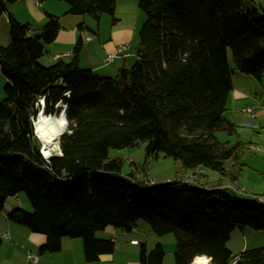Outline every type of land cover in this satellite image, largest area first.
I'll return each mask as SVG.
<instances>
[{
	"label": "trees",
	"instance_id": "obj_1",
	"mask_svg": "<svg viewBox=\"0 0 264 264\" xmlns=\"http://www.w3.org/2000/svg\"><path fill=\"white\" fill-rule=\"evenodd\" d=\"M16 1L0 0V11ZM59 1L69 5V14L97 20L105 13L114 17L117 6V0ZM138 5L146 21L135 60L116 76L81 68V42L69 60L41 64L44 43L53 42L61 28L59 18L49 14L43 33L32 36L28 24L8 14L11 43L0 46L7 79L0 102V211L9 197L25 193L33 211L14 210L9 220L46 235L42 252L60 251L64 237L81 238L89 262L115 251V242L98 238V232L110 226L130 232L145 221L159 236L175 235V264L202 255L211 264H264V246L238 254L227 246L237 228L264 230L258 197L243 200L227 187L177 180L198 169L225 177L226 162L238 157L240 143L230 147L216 132L237 133L226 115L235 71L264 78V0ZM41 98L47 113L59 102L69 107L62 154L49 162L33 127ZM141 143L148 156L180 161L181 173L155 184H144L136 170L123 175V159L111 158L110 151ZM164 258L162 243L151 251L142 244L138 264H164Z\"/></svg>",
	"mask_w": 264,
	"mask_h": 264
},
{
	"label": "crops",
	"instance_id": "obj_2",
	"mask_svg": "<svg viewBox=\"0 0 264 264\" xmlns=\"http://www.w3.org/2000/svg\"><path fill=\"white\" fill-rule=\"evenodd\" d=\"M38 1L40 5L36 4V0H18L14 3H7V11H0V24L3 27V35L5 34V38L0 34V46H5L11 41L9 35V13L21 23L28 24L31 27L32 36H40L43 33L44 27L48 21V15L50 14L58 17L61 25L56 39L51 43H44L43 56H47L50 63H55L59 58H67V60H69L73 55L75 46L78 42H81L82 48L79 59V66L81 68L91 69L100 75L110 76L117 73L124 64H127V58L131 55V43L126 35V31L131 30L133 34L132 39H134L137 29L136 23L140 18L141 11L139 5L137 7L138 0H117L114 16L115 20L113 17L112 32L109 33L108 36L104 35L101 26L98 27V31L88 27L86 25V18L80 20L79 18L72 17V14H69V10H67L68 8L60 5V3H56L53 0ZM63 15L64 17H62ZM134 19L135 24L133 23ZM88 24L93 27L92 24ZM81 25L83 27H81ZM86 31L94 35L86 33ZM123 42L129 44L127 57L116 55L111 63L106 64L105 57L109 54H116L118 45ZM66 53H70V55L65 56ZM6 84L7 79L4 77L3 81L0 77V99L4 98ZM234 90L235 93L232 97V92ZM233 91L230 94L229 103H232L233 107H237L238 111V103L245 100L242 97H246L247 94L243 90L235 89L234 82ZM251 100L252 99L249 101ZM247 102L248 101L245 103L246 105H248ZM255 115L259 120L264 117V105L257 107ZM236 116L237 118L234 117L233 120L230 118L228 119L238 125L240 115L237 114ZM243 117L244 123L254 124L248 123L250 120L246 115ZM249 118L251 117L249 116ZM230 164V160L226 162L228 174L225 177H222L219 173L217 177L212 176L207 169H198L197 174L195 172L189 173L194 177L196 182L206 188L219 186L224 188L230 184L235 185L238 182L237 176L235 180L231 179V174L234 175L235 173L229 168ZM178 173H181V170ZM27 204L28 203L22 198L17 197V199H13L11 196L7 199L5 208L0 211V232L7 233L10 237L9 239H3L0 236L2 240L0 247V264H138L142 245L139 236L134 235V233L140 230L138 226L132 230V234H128V232L110 226L104 230L102 236L97 235L102 239L113 240L116 247L114 253L102 254L96 261L89 262L86 260L84 244L81 238L64 237L62 239L60 251L56 253L42 252L41 247L47 242L46 235L35 233L29 228L17 224L8 218L9 213L14 210L25 208ZM132 240H138L139 243L132 244ZM29 253L38 255L39 261L37 263H30L28 260ZM119 256L126 258L127 262L123 263ZM209 264H211L210 258Z\"/></svg>",
	"mask_w": 264,
	"mask_h": 264
},
{
	"label": "rangeland",
	"instance_id": "obj_3",
	"mask_svg": "<svg viewBox=\"0 0 264 264\" xmlns=\"http://www.w3.org/2000/svg\"><path fill=\"white\" fill-rule=\"evenodd\" d=\"M53 1H55L56 3H60V5L67 7L68 8L67 10H69V5L65 1H59V0H53ZM260 1L262 2V0ZM137 7H138V1H137ZM62 17H64V15ZM72 17L79 18L80 20L86 18L87 21L86 25L95 31H98L97 30L98 27L101 26V30L103 31L105 36H108L109 33L112 32L113 16L107 13L103 14L100 20H97L96 18H94L89 14L72 15ZM145 21H146V14L141 10L140 18L137 20L136 23L137 29L134 35V39H132L133 34L131 30L126 31V35L131 43V49H130L131 55L130 57L127 58L128 66H131L135 60L136 51L140 41V30L142 29ZM88 23L92 24L93 27L89 26ZM133 23L135 24V19ZM9 33H10V27H9ZM86 33H91V32L86 31ZM0 34L1 36H3V38H5V34L3 35V27L1 24H0ZM91 34L94 35L93 33ZM10 40H11V36H10ZM10 43L11 41L5 46H9ZM229 57L232 62V67H234V63L232 60V53L230 50H229ZM39 62L45 66H49L53 64L50 63V61H48L47 56H43V55L39 58ZM117 73H114L113 75L110 76H116ZM0 77L4 81V76L2 75L1 69H0ZM233 82L235 83V89L243 90L247 94L246 97H242L245 100H243L241 103H238L237 106L239 108L248 105L257 104L258 102H259L258 107L260 105H264V78L262 81H259L257 78L251 75H246L239 71H235L233 75ZM234 93L235 90L232 92V97ZM250 99L252 100L249 101ZM259 100L261 101V104ZM2 101L3 99H0V102ZM246 101H248L247 102L248 105L245 104ZM58 111H59V107L56 105L55 111L53 113H57ZM240 113H241L240 111H237V107L235 106L233 107L232 103H229L228 111L226 112L227 117L233 120L234 117L237 118L236 116L237 114L240 115L239 116L240 121H238L239 124L237 125V131H236L237 133L233 135H229L223 131H217L216 136L221 142L227 144L230 147H234L237 143H240L236 151L238 157L230 160L231 164L229 167L231 168V171L237 175L238 182L235 184L236 188H229L228 190L229 194L232 196H236L239 199L253 200L255 199V197L263 194L264 192V117H262L261 120H259L257 119V117L253 119V118H249L248 114H242V113L240 114ZM245 115L250 120L248 121V123H254V124L244 123L243 116ZM256 147H258V149ZM41 148H43L42 142L40 145V152H41ZM54 155L57 154L53 153L52 156ZM110 157L111 158L119 157L123 159V167H122L123 175L127 176L133 170H136L139 179L155 178L156 182L157 180L159 182L174 180L177 177L178 172H180L181 170L180 161L175 160L172 157H165L163 154H160L159 158H154L153 156L146 155L144 143H141L139 146L132 148L112 149L110 151ZM207 171H209L210 175L212 176H216V177L219 176L218 172L216 171L209 169H207ZM187 174L190 175V173ZM17 197L22 198L24 201L28 203L25 208H22L23 211H27V212L33 211V206L31 205L25 193H20L18 196H12L13 199H17ZM137 226L139 227L140 230H138L139 232L134 233V235L139 236L141 240V244H146L147 249L151 251L155 248L157 243H162L165 248L164 264H175V248H176L175 235L170 233L163 236H159L155 232H153L149 224L146 223L145 221H139ZM103 232L104 231H100L98 232L97 235L102 236ZM131 232L132 231L128 232V234H132ZM227 246L234 254H238L245 250L262 247L264 246V230H254L249 227L245 229L237 228L233 230V232L231 233V237L227 243ZM120 258L122 259L123 263L127 262L126 258L123 257ZM139 260H140V256H139Z\"/></svg>",
	"mask_w": 264,
	"mask_h": 264
},
{
	"label": "bare ground",
	"instance_id": "obj_4",
	"mask_svg": "<svg viewBox=\"0 0 264 264\" xmlns=\"http://www.w3.org/2000/svg\"><path fill=\"white\" fill-rule=\"evenodd\" d=\"M59 111L57 113H47L43 102H40V110L37 119H35V132L38 134L43 145V153L46 157H51L53 153L61 154L59 144L60 135L67 128V112L69 107L63 102L57 104ZM209 258L205 255L197 256L191 264H208Z\"/></svg>",
	"mask_w": 264,
	"mask_h": 264
},
{
	"label": "built area",
	"instance_id": "obj_5",
	"mask_svg": "<svg viewBox=\"0 0 264 264\" xmlns=\"http://www.w3.org/2000/svg\"><path fill=\"white\" fill-rule=\"evenodd\" d=\"M36 4L40 5V2L38 0H36ZM128 50H129V44L127 42H123L120 45H118L117 47V52L116 54H109L105 57V63L109 64L113 61V59L116 57V55L121 56V57H127L128 55ZM70 53H66L65 56H69ZM66 96L69 97L68 93H66ZM40 102H43V98L39 99V104ZM259 103L257 104H253V105H248L242 108H238V111H240L243 114H248L251 118L255 119L256 115H255V110L257 109ZM39 107V105H38ZM35 136L40 140L39 136L37 134H35ZM258 149V147H256ZM43 148H41V154L43 155L44 159L49 162L51 157H46L45 154L43 153ZM189 174H184L181 177H179L177 180H182L185 182H189V181H193L194 177L192 175ZM139 179V176H137ZM149 177V176H148ZM140 181H142L144 184H155L156 181L154 178H144V179H139ZM227 188H236V186L234 184H230L227 186ZM258 200L264 204V196L262 195H258ZM0 236L3 239H9V235L7 233H1L0 232ZM132 244H138L139 241L138 240H132L131 241ZM28 260L30 261V263H37L39 261V257L38 255H35L33 253H29L28 254ZM237 258H235L233 260V263H236Z\"/></svg>",
	"mask_w": 264,
	"mask_h": 264
},
{
	"label": "water",
	"instance_id": "obj_6",
	"mask_svg": "<svg viewBox=\"0 0 264 264\" xmlns=\"http://www.w3.org/2000/svg\"><path fill=\"white\" fill-rule=\"evenodd\" d=\"M61 103V102H60ZM39 110H40V107H38V110H37V113H36V115H35V118L34 119H37V117H38V114H39ZM67 117V116H66ZM33 119V127H34V133L35 134H37L36 132H35V120ZM67 119V118H66ZM68 121V120H67ZM64 133V132H63ZM62 133V134H63ZM62 134L60 135V138H59V144H60V139H61V136H62ZM38 135V134H37ZM61 154H62V151H61Z\"/></svg>",
	"mask_w": 264,
	"mask_h": 264
},
{
	"label": "clouds",
	"instance_id": "obj_7",
	"mask_svg": "<svg viewBox=\"0 0 264 264\" xmlns=\"http://www.w3.org/2000/svg\"><path fill=\"white\" fill-rule=\"evenodd\" d=\"M39 107H40V105H39Z\"/></svg>",
	"mask_w": 264,
	"mask_h": 264
}]
</instances>
